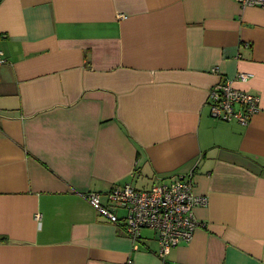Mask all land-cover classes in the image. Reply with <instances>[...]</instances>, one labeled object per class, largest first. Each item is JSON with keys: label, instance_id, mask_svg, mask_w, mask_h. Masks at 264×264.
Instances as JSON below:
<instances>
[{"label": "crops", "instance_id": "obj_1", "mask_svg": "<svg viewBox=\"0 0 264 264\" xmlns=\"http://www.w3.org/2000/svg\"><path fill=\"white\" fill-rule=\"evenodd\" d=\"M0 50V264H264V8L0 0ZM241 71L247 125L206 104ZM175 177L209 201L165 260L153 229L133 250L86 198Z\"/></svg>", "mask_w": 264, "mask_h": 264}, {"label": "built area", "instance_id": "obj_2", "mask_svg": "<svg viewBox=\"0 0 264 264\" xmlns=\"http://www.w3.org/2000/svg\"><path fill=\"white\" fill-rule=\"evenodd\" d=\"M241 7L264 8V0H236ZM122 17L126 18L125 15ZM0 50V66L5 63ZM218 68L215 67L214 71ZM253 74L237 72L232 78L220 79L210 90L206 104L210 114L222 121H236L249 124L252 116L260 109V96L249 89L235 85L248 82ZM88 201L110 221L124 220L123 230L133 240V250L137 249L142 228L153 229L160 245L159 257L165 260L166 254L182 242H189L196 228L202 223L196 218L194 209L208 204V196L196 194L191 177H175L155 182L150 188L139 189L132 184L115 185L108 192V205L101 203L98 192L86 195ZM115 209L124 210L120 217ZM40 218V215L37 216ZM122 218V219H121ZM126 264H134L132 258Z\"/></svg>", "mask_w": 264, "mask_h": 264}, {"label": "rangeland", "instance_id": "obj_3", "mask_svg": "<svg viewBox=\"0 0 264 264\" xmlns=\"http://www.w3.org/2000/svg\"><path fill=\"white\" fill-rule=\"evenodd\" d=\"M119 214H120V216H123V215H125V211L124 210H120Z\"/></svg>", "mask_w": 264, "mask_h": 264}, {"label": "trees", "instance_id": "obj_4", "mask_svg": "<svg viewBox=\"0 0 264 264\" xmlns=\"http://www.w3.org/2000/svg\"><path fill=\"white\" fill-rule=\"evenodd\" d=\"M137 188V187H136Z\"/></svg>", "mask_w": 264, "mask_h": 264}]
</instances>
